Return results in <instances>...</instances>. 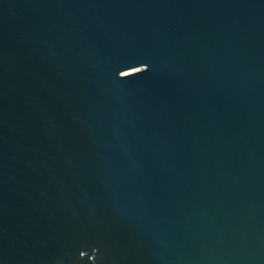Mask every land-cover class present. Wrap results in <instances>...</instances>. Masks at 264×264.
<instances>
[{
    "label": "water",
    "instance_id": "1",
    "mask_svg": "<svg viewBox=\"0 0 264 264\" xmlns=\"http://www.w3.org/2000/svg\"><path fill=\"white\" fill-rule=\"evenodd\" d=\"M0 264H264V0H0Z\"/></svg>",
    "mask_w": 264,
    "mask_h": 264
}]
</instances>
